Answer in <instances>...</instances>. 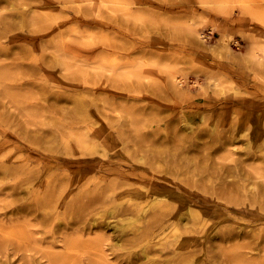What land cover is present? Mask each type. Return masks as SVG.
Instances as JSON below:
<instances>
[{
	"label": "rangeland",
	"instance_id": "rangeland-1",
	"mask_svg": "<svg viewBox=\"0 0 264 264\" xmlns=\"http://www.w3.org/2000/svg\"><path fill=\"white\" fill-rule=\"evenodd\" d=\"M66 1L61 6L51 5L29 13L43 15L46 25H56L59 29L33 33L41 23L32 26L18 23L2 32L5 37L0 40V141L4 144L0 159L6 166L19 168L27 162L25 165L37 172V169L55 166L51 159L79 158L93 162L96 168V146L90 144L96 136V127L112 123L119 128V133L135 136L132 130L148 126L137 135L150 138L156 126L151 122L153 118L160 117L164 123L195 110L190 106L191 100L201 96L207 87L205 78L199 81L195 78L197 70L205 72L220 65L242 71L240 75L247 79V85L238 88L241 96H258L264 110V77L258 69L243 65L240 60L251 57L254 48L264 51V35L259 28L264 20L257 19L261 0ZM25 3L27 0H16L15 6ZM59 31L62 34H58ZM11 36H15V40ZM234 81L231 83L237 87ZM156 87L163 91L160 99L153 92ZM223 87L225 90L230 85L226 82ZM169 91L179 95L163 100ZM25 129L44 130L50 134L47 140L51 141L40 145L31 137L25 138ZM41 146L58 147V151H53L51 159L34 157L33 152H42ZM234 146L240 148L241 143ZM23 147L28 149L22 150ZM120 158L116 153L104 160H111L112 166L106 165L110 168L118 164ZM75 172V166L65 169V165L53 171L75 190L77 186L96 184V177L101 175H96L94 170L87 178L70 181ZM110 174L104 179L120 181ZM144 175L151 178L147 173ZM168 176L167 173L165 177ZM9 186H2V204L15 197ZM25 192L27 190L22 189L19 197H25ZM69 197H65L66 202ZM65 201L54 205L50 211L46 245L33 242L43 236L41 232L29 234L24 226H0L1 232L13 242L6 255L0 256V263L24 264L21 256L27 254L34 258V264H40L45 246L51 255L59 254L52 258L51 264H160L171 254L170 250L162 249V245L173 234L172 225L162 231L153 227L162 235L153 232L140 239L139 235L153 221L145 217L146 213L137 219L135 215L107 217L97 207L90 208L92 213H78L72 203L70 211L63 214ZM146 203L141 202L139 206L145 207ZM34 215L39 217V213H35L24 218ZM35 223L39 226L40 219ZM187 226L184 221L175 228L182 232ZM258 241L261 243L254 248L245 249L251 264H264V243ZM231 242L235 241L224 246ZM127 251L131 254L129 263L118 260L117 255H126ZM192 251L193 264L227 261L226 256L219 255L214 262L216 250L204 254L195 248ZM179 256L184 257V253L181 251Z\"/></svg>",
	"mask_w": 264,
	"mask_h": 264
},
{
	"label": "bare ground",
	"instance_id": "bare-ground-1",
	"mask_svg": "<svg viewBox=\"0 0 264 264\" xmlns=\"http://www.w3.org/2000/svg\"><path fill=\"white\" fill-rule=\"evenodd\" d=\"M261 1V12L257 16L259 21L264 20V0ZM66 2L27 0V3L17 4L16 7V0H0V40L5 37L2 35L3 31L11 30L18 23L21 26L41 23L33 33H41L51 28L59 29L56 25H46L43 15L31 16L29 13L38 8H49L51 5L61 6ZM61 21L64 22L65 19ZM62 25L60 24L61 27ZM259 28L260 34L264 35V25H259ZM191 31L193 30L190 29ZM58 34H62L61 31ZM11 37L15 40V36ZM11 37L6 39L10 41ZM253 51L251 57L240 60L243 65L258 69L264 77V51L256 48ZM223 66L212 67L205 72L197 70L195 78L197 81L201 77L205 78L207 87L205 86L204 91L201 88V96L191 100L190 106H194L195 110L164 123L162 119L159 120L160 117L153 118L151 122L156 126L151 131L150 138L148 135H137L148 126L132 130L135 136L119 133V128H115L112 123L105 127H96V136L90 142L93 147L96 146V168L93 162L79 158L51 159L53 151H58V147L51 146H41L39 149L42 152L32 153L36 158L46 157L55 161L52 168L37 169V172L29 169L25 165L27 162L18 168L6 166L0 159V193L2 186L10 184L9 188L15 195L5 204L0 201V217L3 215L0 226H24L29 234L41 232L43 236L38 240L33 239V242L46 245V235L50 232V211L54 205H59L65 201V197L70 196V200L62 205L63 214L70 211L72 203L78 213H92L90 208L97 207L107 217L135 215L137 219L138 216L144 217L146 213L145 217L153 221L139 235L140 239L153 235L156 228L162 231L172 225L174 232L162 245V249L170 250L171 254L160 264H193L194 248L203 254L211 249L216 250L214 262H217V256H226L227 261H219L220 264H251L252 262H248L251 260L250 255L245 249H251L252 246L254 248L257 243H261L258 240L264 243V110L260 107L258 96H241L238 88L240 85H247V79L240 75L242 71ZM231 81L238 86H233ZM226 82L230 87L224 90L223 84ZM153 92L158 98L163 91L156 87ZM174 94L179 95L169 91L163 100H169ZM160 98L161 96L158 99ZM132 100L137 101L135 98ZM1 132L2 121L0 134ZM24 132L25 138L31 137L40 145L51 141L47 140L50 134L44 130L25 129ZM159 132L161 134L157 135ZM240 138L246 140L242 141ZM237 143H241L240 148L234 146ZM3 144L0 141V149ZM24 149L28 148L23 147L22 150ZM116 153L121 161L126 162L120 161L114 167H107L106 165L112 166L109 163L111 160L104 159ZM64 165L65 169L75 166L76 172L70 181L78 182L87 178L94 170L96 175H101L96 177V184L70 189L66 179L53 173L56 168ZM108 173L121 182L113 180L116 178L104 179ZM145 173L151 178H147ZM167 173L169 176L165 177ZM4 179L7 181L4 182ZM22 189L27 190L25 197H19ZM144 201L147 205L140 207L139 203ZM2 210H5L3 214ZM35 213H39V217L34 215L30 219L24 218ZM8 214L24 216L10 218ZM37 218L40 219L39 226L35 223ZM184 221L188 226L182 232H177V223ZM207 225L209 227L205 229ZM260 225L263 227H259ZM198 227L199 230L196 231ZM156 233L162 235L159 231ZM244 239H249V242L245 243ZM229 241L235 242L224 246ZM12 243L7 234L0 230V256L6 255L10 250L8 246ZM46 248L47 246L41 251L40 264H51L53 257H59V254L51 255ZM181 251L184 257L179 256ZM127 254L117 255L118 260L129 263L130 251ZM143 256L146 258L147 255ZM21 260L24 264H34L31 255L23 254Z\"/></svg>",
	"mask_w": 264,
	"mask_h": 264
}]
</instances>
